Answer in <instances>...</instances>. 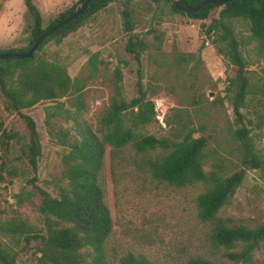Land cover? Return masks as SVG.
Returning <instances> with one entry per match:
<instances>
[{
  "label": "rangeland",
  "instance_id": "1",
  "mask_svg": "<svg viewBox=\"0 0 264 264\" xmlns=\"http://www.w3.org/2000/svg\"><path fill=\"white\" fill-rule=\"evenodd\" d=\"M45 27L59 12L74 6L78 0H32ZM165 0H112L106 7L88 17L74 31L56 43L53 39L44 44L43 58L55 59L69 75L86 73L88 56L97 52L98 72L87 80L84 92L86 108L83 118L94 129L99 112L107 105L112 94V72H121V95L129 100L136 95L139 74L146 97L160 102L162 123L154 117L142 128V133L155 137L168 136L178 123L197 128L193 137H206L202 168H212L228 174L239 167L235 144L229 139L228 126H236L231 104L224 97L228 77L233 66L223 63L221 56L209 43L204 28L217 17L219 7L209 10L205 19H193L172 12ZM129 13L132 30L145 43L139 53V62L124 49L128 32L122 26V12ZM31 19L22 0H0V49L20 50L30 38ZM232 27L239 40V50L249 61L247 75L252 82H264V60L259 57L248 30L242 20H233ZM242 40H246L244 43ZM203 42V47L198 46ZM68 106L66 97L40 100L20 112L29 115L35 124L40 142L36 171L30 170L20 153L22 142L27 141L24 120L16 111L3 108L0 94V120L2 129L14 137L3 143L0 139V222L11 218L23 219L35 231L43 228L42 218L36 211L38 188L55 195L54 182L60 169V154L65 150L48 133V129L63 128L58 117L51 125L44 123V109L54 101ZM264 102V97L261 98ZM260 109L255 97L246 108L245 119L250 133L261 134L255 140L263 153L264 126L254 125V110ZM244 112V110H241ZM262 112V110H261ZM247 123V122H246ZM108 146L104 149L105 185L107 205L112 219V230L105 243L104 256L108 263L130 252L144 256L151 264H181L188 256L213 252L205 238L206 225L198 220L193 204L201 187L174 188L164 182L151 180L142 171V157L126 150L125 160H116V196L109 176ZM32 178V183L30 179ZM29 193V199L17 202L16 195ZM233 222L253 226L264 221V177L257 170H247L235 189L230 203L218 212ZM35 241L25 242L21 237L0 234V244L14 252L12 264H39ZM221 257L220 253H215ZM223 259V258H221ZM251 264H264V244L253 252Z\"/></svg>",
  "mask_w": 264,
  "mask_h": 264
},
{
  "label": "trees",
  "instance_id": "2",
  "mask_svg": "<svg viewBox=\"0 0 264 264\" xmlns=\"http://www.w3.org/2000/svg\"><path fill=\"white\" fill-rule=\"evenodd\" d=\"M59 12L49 23L41 26V17L32 0H22L31 19L30 38L25 48L0 52H25L34 39L46 28L59 22L80 5ZM112 0H89L84 10L55 31L46 35L29 57L0 59V94L6 111H16L24 120L27 141L22 142L20 153L30 170L36 171L40 152L38 132L33 119L20 112L40 100H55L66 97L68 106L54 101L44 109V123L51 125V119L58 117L65 123L63 128L48 129L52 139L64 146L60 154V169L54 182L56 194L38 188L39 201L36 211L42 218L43 228L32 229L23 219H9L0 222V234L21 237L25 242L34 240L39 253V264H151L144 256L127 252L108 263L104 256L105 243L112 230V219L107 205L105 185L104 149L108 146L109 176L116 196V160H125L126 150L142 157V171L151 179L164 182L174 188L201 187L193 204L196 217L207 227L205 238L213 252L188 256L181 264H251L253 252L264 244V221L253 226L233 222L218 212L230 203L237 186L247 170H257L264 177L263 153L256 147L255 140L261 134L250 133V120L245 119L247 104L251 97L258 101L260 109L254 110V125L264 126V82L250 81L246 67L249 61L239 50V40L233 27V20H242L249 33L248 42L253 43L256 53L264 60V0H229L219 5L205 4L196 12H172L187 15L193 19H205L210 9L219 7L217 17L204 28L209 43L221 56L226 65L233 66V75L227 78L224 97L231 104L236 126H228L229 139L235 144L239 167L228 174L216 169L204 171L202 163L206 157V137L192 136L197 128L178 123L168 136L155 137L142 133V128L154 120L151 100L142 89L139 74L136 79V95L126 100L121 95V72L115 67L112 72V94L107 105L99 112L94 129L83 118L86 108L83 89L87 80L98 72L97 52L91 53L82 76L69 77L65 67L55 59L43 58L41 50L45 43L54 40L59 43L68 33L79 27L96 11L106 7ZM158 1V0H152ZM169 1V0H165ZM201 0H178L180 5L193 6ZM122 26L128 32L124 44L126 52L139 62V53L145 43L131 32L132 22L126 10L122 12ZM244 43L246 40H242ZM203 47V42L198 50ZM241 110H244L242 112ZM262 110V112H261ZM247 122V123H246ZM14 137L2 129L3 143ZM32 178L29 180L32 183ZM29 193L16 195L17 202L29 199ZM220 253L221 257L214 256ZM15 254L0 244V264H12ZM223 258V259H221Z\"/></svg>",
  "mask_w": 264,
  "mask_h": 264
},
{
  "label": "water",
  "instance_id": "3",
  "mask_svg": "<svg viewBox=\"0 0 264 264\" xmlns=\"http://www.w3.org/2000/svg\"><path fill=\"white\" fill-rule=\"evenodd\" d=\"M172 4L175 10H180L183 12L193 13L196 12L201 6L205 4H213V5H219L229 0H201L198 3H196L193 6L188 5H180L178 3V0H169ZM89 0H83L80 5L74 10L72 13H70L68 16L60 20L59 22L49 26L45 30H43L32 42V44L29 46L28 50L25 52H0V59H18V58H24L29 57L32 52L36 49V47L41 43L43 38L48 35L49 33L55 31L58 27L62 26L69 20L73 19L75 16L80 14L84 8L86 7Z\"/></svg>",
  "mask_w": 264,
  "mask_h": 264
},
{
  "label": "built area",
  "instance_id": "4",
  "mask_svg": "<svg viewBox=\"0 0 264 264\" xmlns=\"http://www.w3.org/2000/svg\"><path fill=\"white\" fill-rule=\"evenodd\" d=\"M157 100L153 101V110H154V117L156 118V120L159 121V123H162V114H160L159 109L157 110Z\"/></svg>",
  "mask_w": 264,
  "mask_h": 264
},
{
  "label": "bare ground",
  "instance_id": "5",
  "mask_svg": "<svg viewBox=\"0 0 264 264\" xmlns=\"http://www.w3.org/2000/svg\"><path fill=\"white\" fill-rule=\"evenodd\" d=\"M157 101H158V100H157ZM160 105H161V104H160V102L158 101V102H157V110L160 108Z\"/></svg>",
  "mask_w": 264,
  "mask_h": 264
}]
</instances>
